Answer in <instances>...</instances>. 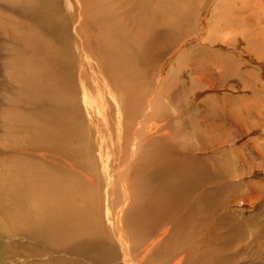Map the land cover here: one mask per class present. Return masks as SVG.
Here are the masks:
<instances>
[{
	"label": "bare ground",
	"instance_id": "bare-ground-1",
	"mask_svg": "<svg viewBox=\"0 0 264 264\" xmlns=\"http://www.w3.org/2000/svg\"><path fill=\"white\" fill-rule=\"evenodd\" d=\"M70 1L71 0H10V2H1L0 0V27L6 32V37H3L2 43L10 41L11 38L9 39V34H12L15 37V40L16 38L19 39L20 32L18 33L17 31H14L15 24H12V20L15 22L19 20V18H22L23 20L24 18H27L28 21V18H30L37 20L40 24L43 23L44 25L45 23L49 27V22L51 20L49 19L50 21L48 22L47 15L45 16L44 11L52 10L58 13L60 16L59 21L62 22H58L62 24V27L59 25L61 27L59 37L62 38L63 45L57 41L59 43V48L58 46L57 48L58 51L62 48V52L64 54L62 58H58L59 60L62 59L61 62L58 61V63L60 67L66 71L58 77L59 83L61 84L60 87L63 90H68L70 92L66 98L63 97V93L59 96V98L58 96H56L55 99L52 98L53 93H51V91L49 92L51 85L47 83L48 86L47 84L45 86V83L49 81V75H52L50 71L45 74L46 77L40 81L36 80V77L40 72L30 71L28 75H23L21 81L19 82L20 90L23 92V94L21 93L22 96L18 93L21 96L20 100L18 99V102L20 101L19 107L22 109L21 111L29 114V117L27 119L17 115L16 118L20 117L22 119L20 120L14 118V120H17V123H12L11 126H8V130L6 132L18 131V134L16 135V133H13L15 134L13 139H7V137H5L3 144H0V157L7 154V158L1 164H12V166L8 167L6 171H4L5 167H3V169H1L3 174H0V218H2V221L4 220V222L7 218L11 223L7 228H1L0 233L1 236L6 239L4 247H8L9 251L15 255V260H12L13 262L11 264H50L52 262L60 264H147L148 258H155L156 251L160 252V254H162V258L164 259V253L167 251L168 247H170V250L173 252L172 256L169 260H163L162 264H225L226 261H232V264H235L237 261L238 264L239 261L236 258L234 260L233 257L222 258L219 254H217L218 251L212 254L214 250L217 249L216 245L219 244L218 237L215 238L214 235L215 230L217 229V224H210L209 220L205 218L199 227H195L193 224L194 221L187 216H185V219L181 218L182 216L178 219L174 218L173 214L166 213V211L171 209L173 206L164 204V202L167 203L166 200L168 198L166 197L168 196L169 200L172 201L175 198V195L173 194L176 193L173 190H176L177 187H179V184H175V182L179 183L178 179L175 181L173 180L174 182L170 179L173 177L171 173L178 168V162L176 163V160L172 157L169 159L168 154V156H163L160 150V146L166 147L169 142L176 139L174 136L173 139H168V137H172V133L170 132L172 131V127L175 126L172 124L171 131L169 132L170 129L167 124L170 126L171 120L173 121L172 117H166L164 119L167 124L165 121L162 122V120L159 122L157 121V123L154 122L155 117L152 114H156V109H158L159 103L157 105L154 103L153 99H150L146 107L148 109L147 113L143 114V118L138 121V118L144 108L143 101H141L143 97H140L141 100H138L139 98H137L136 95V105L133 104L134 106L131 110L132 112H130L129 115H132L130 118L131 120L128 118V122L126 120L127 118L124 117L125 113L122 104L127 101L125 100L124 102H121L122 100L117 94L118 92L119 94L121 93L119 91L121 88L119 87H122V82L120 85L116 81L120 80L125 81L126 83L134 81V79H132L134 76L129 74L131 73V67L129 68L130 63L127 56V45L129 44L125 34V29L128 24V20L126 22V18L129 17L128 10L132 9L133 11H137V15L138 13L141 14V24L145 21L147 16L149 17L152 14V12L153 14L149 18L150 21H154L155 18L156 20H159L160 15L157 16L158 9H156L159 8L157 7V1L160 6L159 0H74L76 5H73L74 8L71 10L69 9L71 6ZM217 1L224 2V0ZM225 1H227L229 5L223 7V10H221L218 5H214L212 15L214 16L217 14V18L215 17V19L218 20L219 17L220 20L222 18V11L225 13L230 12L228 18L224 19L225 22H229L230 26H232V32H230V35H240L237 36L240 37V39L237 38L239 42L242 40L241 37L246 39H248L250 35L255 37L252 38L251 36V38L246 41L247 46L245 49H239V51L237 50L232 52L234 54L233 56H240L242 52L244 53L249 50L250 44L251 46H256V48L254 47L255 49L253 48L254 52L251 53L253 55L255 54L257 60H263L264 31L257 32V34L261 33V35L258 36L254 33V28L256 29L257 27L255 22L257 20L261 22L260 19L264 18L263 15L260 19L253 17L254 12L251 13L249 11L255 7L251 6L254 3L251 4V2L247 0H242L240 5H237V0ZM200 4L202 6V3ZM222 4L219 5L223 6L224 4ZM260 7L264 11V6L260 5ZM255 10L257 11L256 8H254V11ZM258 11H260V9ZM43 15L47 19L44 18ZM241 15H243V17H241ZM253 18L257 19L255 22H250ZM222 19L220 20L221 22ZM9 20H11L10 24L13 26L9 24ZM217 20H215V22ZM24 21L26 22V20ZM140 22L138 23L140 24ZM225 22L224 24H227V22ZM26 23L24 25H26ZM216 23L214 28L208 29V33L206 32L207 34L212 33L214 36L210 38L205 37L206 39L203 38L209 46L208 50L213 49V45L208 43L209 41L215 42L217 39L215 44L222 41V39L219 38V35L215 34L217 32L215 29H222L224 24L222 23L221 27L220 25L216 26ZM252 23H255L256 25H254V28L250 25ZM150 25L147 24L145 27L149 28ZM153 25L155 27V24ZM47 26L45 31L48 29ZM113 26L116 27L114 28ZM27 27H30V25ZM54 28L59 27L57 25V27ZM260 28L261 27L259 26V29ZM227 31H229V29ZM22 32L23 29L21 33ZM52 36H54V33ZM222 36L220 37L223 38ZM229 38L230 37L224 38V41L226 42ZM152 40H155V38H152ZM232 42L233 39L231 38L229 43ZM221 43L224 44V42ZM121 44L125 46L124 53L121 52ZM258 44H260V47L257 46ZM199 48L203 49L200 46ZM229 51L230 54H232V50L230 49ZM249 53L250 52H248V55ZM5 55L8 59L9 54L5 53ZM5 55L3 54L4 58ZM236 58L230 59L229 57V59H225L227 60V63L223 59L224 65L220 63L219 66L224 67L227 64H229V66L242 64V62ZM247 65L248 64H246V66ZM205 69L206 68H204V70ZM69 74L72 75L69 76ZM218 76L219 74L216 77ZM53 78L56 77L53 76ZM117 78L119 80H116ZM53 81L55 80L53 79ZM35 83H39V87L45 88L44 96L35 92ZM133 83H135V81ZM209 83H211L210 88H214V81L212 80ZM15 84H17L16 81ZM129 84H131V89L130 87V90L126 88L127 91L129 90L128 93L125 91L128 95L129 93L135 92V86H133L134 84L128 83V85ZM197 87L201 88L200 85ZM240 89L242 90V88ZM140 91L144 92L142 90H137V93ZM262 92L264 93V90H262ZM262 92L261 90L255 88V92L253 93L263 95ZM126 93L124 95L125 97L127 96ZM156 93L157 91L153 93L152 98H155ZM124 96L123 94L121 95L122 99L125 98ZM108 98L111 100H107ZM126 98L131 99V96ZM135 98L131 99L132 102H134L133 100ZM129 103H131V101ZM4 105L8 106L6 103H2L0 106ZM66 105L69 108H67L68 110L65 109ZM112 105L115 107L117 112V114L116 112L114 113L116 114L115 121L112 120ZM231 105L234 106V104ZM40 106H42V109L39 108ZM244 106L248 107L247 105ZM39 109L44 117L40 118L42 119V125L36 121L30 120V115L35 118L34 116L37 115L36 112ZM56 110H61L60 112L63 110L68 112L70 110L71 115L68 119V116L66 117V112L63 111L62 114H64L65 119L62 121V126H58V132L54 134L52 130L54 117L57 123H59V119L55 116V112H57ZM127 112L129 113V111ZM53 113L55 115H53ZM151 115L153 116L152 118L150 117ZM213 115H215V113ZM148 116L149 119H147ZM60 117L61 116L58 118ZM124 118L127 121L126 124L124 123ZM67 119L69 121H67ZM66 121L68 123V127L66 126ZM224 123L227 122L225 121ZM228 124L231 125V123ZM235 125L237 124L235 123ZM113 129L116 131L115 135L118 134V137L116 136V140H112L111 138V135L113 136ZM22 131L28 132V135L26 134L24 139L21 138L23 135ZM33 131L34 133H32ZM129 138L131 140L128 141L129 145L127 147L126 139L128 140ZM165 138L168 139L169 142ZM160 140H165L167 144L165 145ZM151 141L155 142V147L152 146L150 143ZM226 141L222 144H225ZM171 143L173 144V142ZM211 143L208 145L206 142V145L210 146ZM148 144L151 145L149 146L150 154L146 151L149 155L145 156L144 151L147 149L146 145ZM259 145L260 144H258V147ZM166 148L171 150L170 148L172 147L169 146ZM162 151L164 150L162 149ZM219 153L221 154L220 151ZM157 155L162 156L163 158H157ZM171 155L175 157L173 151ZM24 156H41L42 161H45L46 165L38 168L31 161L23 162L22 158ZM165 156H167L168 159H164ZM182 163L184 162L182 161ZM99 168L101 169L102 174L108 178V182L102 192V195L97 198L93 197L94 193H97L98 188L91 187V189H89L92 196L90 214L93 215L91 218L94 221L89 222V220L87 221L86 219V216H88V209L85 205L86 197H89V195H87L88 192L86 193L87 190L81 180L88 179L91 182V186L95 185L99 181ZM136 169H139L140 172H136V174H134ZM185 170L187 171V168ZM173 174L181 177V173H177V171ZM184 174L188 173L184 172ZM144 179L150 180L151 184L144 186ZM118 183H120V192L117 189ZM135 185H137V188ZM184 187L187 188V186ZM166 189L169 192L167 194H165ZM214 191L212 190L213 194ZM199 194L202 193L200 192ZM81 197L82 203H79L80 208H78L76 200H79ZM5 200H10V203H7ZM202 200L203 199H201V201ZM171 201L169 203H171ZM102 206H104L103 213L101 212ZM179 206L182 208L181 211L185 213V205L182 204ZM161 208L163 209L162 212L160 211ZM219 208L221 209V207ZM158 211L163 214L160 220H157ZM150 215L153 216L152 220H150ZM225 221V223L228 222L227 219ZM151 235L154 236L153 239H151ZM258 235L261 236V234ZM258 235L256 234V236ZM12 236L14 237L12 238ZM136 236H138L137 239ZM180 236H183L184 239L181 240L179 238ZM213 236L215 241H213L214 238L212 239ZM220 239L223 241L221 237ZM253 244V240H246V249H244L246 250L245 253L249 254L250 252H254V250L250 249L251 245L252 247L254 246ZM224 248L225 245L221 246L219 249L222 250ZM260 253L262 252L260 251ZM13 255H11V257ZM247 258L250 257L248 256ZM250 262H252V260ZM250 262L243 263L250 264Z\"/></svg>",
	"mask_w": 264,
	"mask_h": 264
},
{
	"label": "rangeland",
	"instance_id": "rangeland-1",
	"mask_svg": "<svg viewBox=\"0 0 264 264\" xmlns=\"http://www.w3.org/2000/svg\"><path fill=\"white\" fill-rule=\"evenodd\" d=\"M6 1L10 2V0H1V2H6ZM241 1L242 0L240 1L237 0V5H240ZM247 1L251 2V4L254 3L251 6H255L254 8H256L257 11L260 9V11H258L259 14L256 10L254 11V8L251 9L253 11L251 10L249 11L251 13L254 12L253 17H257L258 19H260V17L262 18V15L264 17V11L260 7V5L264 6V2H263L264 0H247ZM159 2H160V6L158 5V1H157V7L159 8H156L158 9L157 16L160 15L159 20L158 19L156 20L155 18L154 21H150L149 18L152 16L153 14L152 12V14L149 17L147 16L145 21L141 24L140 22L141 14L138 13L137 15L136 14L137 11H133L132 9L128 10L129 17L126 18V22L128 20V24L125 29L126 32L125 34L129 44L127 45L128 46L127 56H128V61L130 63L129 68L131 67L130 68L131 73L129 74L131 76L132 75L134 76L132 79H134L135 83H133L134 81L133 82L130 81L126 83L125 81H120L118 78L116 80L119 81L116 82H118V84L122 82L121 84L123 88L120 86L119 88L121 89H119V91L121 92L120 93L121 95L123 94V96L125 95L126 92L128 93L129 90L131 89L130 87L131 84L128 85V83L134 84L133 86H135L136 93L137 90L144 91V92L140 91L137 94L135 92L129 93V95L126 93L127 95L126 97L131 96V99L135 98L136 95L137 98H139L138 100H141V98L143 97L141 101H143L144 109L141 112L138 121L143 118L142 116L143 114L147 113L148 109L146 107L150 99H153L154 103L157 105L159 103L158 109H156V114L155 115L154 113L152 114L155 117L154 122L157 123V121L159 122L160 120L164 122L165 121L164 119L166 117L167 118L172 117L174 121L173 123V121L171 120L170 126L165 121L168 128L170 129L169 132L171 131L172 124L175 125L172 127V131L170 132L172 133L171 134L172 137H168V139L169 138L173 139V136L174 138H176L173 139L174 141L173 140L171 141L173 142V144L169 142V140L166 138L165 139L169 142L170 145L169 144L166 145L167 143L165 140H160L166 145V147L169 146L172 147L170 149L175 154V157L171 155L172 151L169 150V148H166L165 146H160L161 154H163V156L168 154L169 156L168 155L167 156L169 157V159L170 157L174 158L176 160V163L178 162L179 164V165L177 164L178 168H176L175 171H177V173H181V177L176 176V174H173L175 171L171 173L173 177L170 176L171 177L170 179H172V182L178 179L179 183L175 182V184H179V187H177L176 189L177 191L173 190L176 193L173 194L175 195L174 196L175 198L172 201L169 200L168 196L166 197L168 198L167 200L165 198L167 202V203L164 202L165 205L166 204L169 206L173 205L171 209H168L166 211V213L173 214L174 218H178V219L181 216H182L181 218L185 219V216H187L188 218H191L194 221L193 224L195 227H199V225L203 223V220L205 218L209 220L210 224H215V225L217 224L216 225L217 229L215 230L214 235L215 238L218 237L219 239L218 241L220 245L219 244L216 245L218 250L213 248L215 250L212 254L218 251L217 254H219L222 258L233 257V260L236 258L239 262H241V263L238 262V264H245L243 262L249 263L251 260L252 262H250V264H264V231H263L264 230V203H263L264 202V117H263L264 93L262 92V90H264V59L257 60L255 54L254 55L252 54L254 52L253 48L254 47L256 48V46H251L249 44V50L245 51L244 53L242 52L241 55L243 56L237 55L240 58L236 56L242 62V64L230 65V66L229 64H227L224 67L219 66L220 63L224 65L223 59L224 60L229 59V57L230 59H235L236 57L233 56L234 54L232 52L237 50L239 51V49L240 50L245 49V47L247 46L246 41L250 39L252 36L249 34L250 36L248 37V39L241 37L243 41L241 40V42H239L237 38L240 39V37L237 36L240 35L237 36L230 35V32H232V26H230V23L227 21H226L227 24H224L225 22L224 19L228 18L230 12L228 13H225L223 11L221 12L222 13L221 17L223 18V19L221 18L222 22L220 21L221 19L219 20V17L218 20L215 19V17L217 18V14L214 16L212 15V11L214 10L215 4L218 5V7L221 10H223L224 9L223 7L229 5L227 1L224 0V2L223 1L219 2L217 0H159ZM200 3H202L203 7L201 6ZM70 4L71 6L69 7V9L71 10L74 8L73 5H76V3L74 0H71ZM219 4L220 5L222 4L223 6H220ZM44 14L45 16L47 15L48 19L44 17V15L43 17L46 18L48 22L51 20L49 22L50 25L49 27L45 23L44 26L43 23L40 24L37 20H33L30 18H28V21L27 18L26 19L24 18V20H26L27 23L22 18H19V20L15 22L12 20V24L13 25L15 24L14 31H17L18 33L20 32L19 39L16 38L15 40L14 39L15 37L12 34H9V39L10 38L11 39L6 43H2L3 37H6L5 35L6 32L0 27V82L4 84L2 85L0 83V87H1L0 105L2 103L8 104V106L6 105L0 106V144H3L5 137H7V139H11V138L13 139L15 135L13 133H16V135L18 134L17 130H16L17 132L15 131L6 132L8 130L7 128L8 126H11L12 123H17V120H14V118L20 120L22 119L20 117L16 118L17 115L27 119L29 117V114H26V112L21 111L22 109L19 107L20 101L18 102V99L20 100V97L22 96L21 93L23 94V92H21L20 90V84H19L23 75H28L30 71L40 72L39 75L36 77V80L40 81L43 80L46 77L45 74L49 73L50 71L52 75L51 74L49 75V81L45 83V86L47 83L51 85L50 86L51 89L49 90V92L51 91V93H53L52 98L55 99L56 96H58L59 98V96L62 95V93H63V97L66 98L70 93L68 90H63L60 87L61 84L59 83V77H60L59 75L63 74V72H66L64 71V69L60 67L58 63V61L61 62L62 60V59L59 60L58 58L60 57L62 58V56H64L62 52L63 49L61 47H60L61 49H59L58 51L59 48L58 42H60L61 45H63L62 38L59 37V33L62 27V24L58 23L61 22L59 21L60 16L56 11H52V10L44 11ZM257 14L259 15V17ZM241 17H243V15H241ZM213 18L217 20L216 22L220 21L219 23L221 24L216 23ZM257 18H253L254 20L252 19L250 20V22L252 21L255 22ZM20 20L23 22H21ZM260 20L261 22H259V20L255 22L257 25L256 27L257 30L254 28L256 26L255 23L250 24L254 28L255 34H257V32L264 31V27H263L264 18ZM10 22L11 20H9V24ZM138 22H140V24ZM25 23L26 25H24ZM55 23L58 25L59 28H54L57 27ZM215 23L217 24L216 26L218 25L221 26L223 23L226 28L223 26L222 29L219 28H218L219 30L215 29V31H217L215 34H218L219 38L222 39V41H220L217 44H215L217 42V39L215 40V42L209 41L208 43H211L213 45L212 46L213 49L208 50L209 46L208 44H206V41L204 39H206L205 37L210 38L214 36V34L212 33L211 34H207V33H208V29H212L215 27ZM147 24L150 25L151 27L149 26V28H146L145 26H147ZM153 24H155V27ZM3 25H7V24H3ZM28 25H30V27H27ZM32 25L34 26V28ZM37 25L38 27L41 28H38ZM59 25H61V27ZM258 25L261 27L260 29ZM46 26L49 29V30L47 29V31H45ZM113 27L115 28L116 26ZM22 29H23L22 32L23 34L21 33ZM57 29L60 30L58 31ZM228 29L229 31H227ZM53 33L54 36H52ZM258 35H261V33L257 34V36ZM220 36H222L223 38H221ZM227 37L230 38L225 42L224 38ZM253 37L254 36H252V38ZM152 38H155V40H152ZM231 38L233 39V42L229 43ZM221 42H224V44ZM198 45L203 49L199 48ZM257 46L260 47V44H258ZM122 47H121V52L124 53L125 46L122 45ZM200 49L205 51H201ZM230 49L232 50L231 51L232 54H230L229 51ZM52 50L55 52H53ZM196 50L197 51L199 50L198 51L199 53ZM248 52H250L249 53L250 56L248 55ZM2 53L4 55L5 53L9 54L8 56L9 60L7 59L6 55L4 58ZM225 62L227 63V60H225ZM246 64H248L247 65L248 67L246 66ZM204 68L206 69L204 70ZM243 68L245 69V72ZM247 73L249 74V76ZM218 74L219 76L216 77ZM71 75L72 74H69V76ZM53 76L56 77L57 79L53 78ZM52 78L55 81H53ZM196 78L197 81L199 80L198 82L196 81ZM212 80L214 81L215 86H213L214 88L211 89L210 88L211 83L209 82H211ZM15 81L17 84H15ZM173 83L175 84V86ZM199 85L201 86V88L197 87ZM126 88L129 90L127 91ZM240 88H242L244 92ZM255 88L261 90L263 95L254 94L253 92H255ZM34 90L37 94L41 96L45 95V88L39 87V83L34 84ZM156 91L157 93L155 98L157 96L158 97L155 99L152 97H153V93ZM117 94L122 100L121 102H124L125 100L127 101L126 103L124 102L122 104L125 113L124 117L127 118L126 120L129 122L132 116L129 115L130 112H132L131 110L133 106L136 105L135 101L137 98H135L133 100L134 102H132L130 98L127 99L125 96L124 97L126 99L125 98L122 99L119 92ZM80 96H81V92H80ZM233 99H235L236 101ZM107 100L110 101L111 99L108 98ZM128 101L129 102L131 101V103H129ZM13 103L16 105H14ZM231 104H234L236 109ZM244 105H247L248 107ZM13 106L15 109L13 108ZM39 108L42 109V106H40ZM67 108L68 106L66 105L65 109L68 110L69 108L68 109ZM40 109L37 110L36 112L37 115L34 116L35 118H33V116L30 115L31 116L30 120L36 121L42 125V119L40 118H44V117ZM61 110L58 111L56 110L57 111L55 112L56 115L53 113V115L57 116L56 118L59 119V123H57L54 117V122L52 124V130L54 134L58 132V126H62V121L63 119H65L64 114L62 113L63 111L64 112L66 111L63 110L62 112H60ZM126 110L129 111V113ZM115 112L116 109L113 106V115H112L113 121L116 120L117 112L116 114H114ZM213 112L215 113V115H213L214 114ZM70 115L71 112L69 110L68 112H66V117L68 116L67 118L69 119ZM152 115L150 116L151 118L153 117ZM59 116L61 117L58 118ZM125 118H124V123L126 124L127 121L125 120ZM68 119L67 121H69ZM147 119H149V116ZM67 121H66V126L68 127ZM223 121L224 122L226 121L227 123H224ZM233 122H235L237 125H235V123ZM228 123H231V125H229ZM113 132H112L113 136L111 135V138L112 140H116L118 134L115 135L116 132L115 130ZM22 133L23 135L21 136V138L24 139L26 137V134L28 135V132L22 131ZM32 133H34V131ZM10 134L12 137L10 136ZM212 139L215 141H213ZM130 140H131L130 138L128 140L126 139L127 147L129 145L128 141ZM225 141L226 143L222 144ZM206 142L208 145L211 143V145L210 146L206 145ZM150 143L152 144L153 147H155L156 145L155 142L151 141ZM258 144H260L259 147ZM149 146L151 145L150 144L146 145L147 149L144 151L145 156L150 154ZM162 149L164 151H162ZM157 150H158V146H157ZM146 151H148L149 154H147ZM219 151L221 152V154L219 153ZM167 156H165L164 159L167 158ZM160 157L163 158L162 156H158L157 158ZM6 158H7V154L2 155L0 157L1 175L3 174L1 170L3 169V167H5L4 171H6L8 167L12 166V164L10 163L1 164L2 162H4ZM22 161L23 162L31 161L38 168L42 167L43 165H46V162L42 161L41 156H37V157L24 156L22 158ZM182 161L184 163H182ZM240 165L243 166L244 168L241 167ZM186 168L187 171L185 170ZM98 172H99V181L95 185L91 186V182L88 179L81 180V182L85 186V189L87 190L86 193L88 192L87 195H89V197L88 196L86 197V202H85V205L88 209V216H86V219L87 221L89 220V222H94L93 219L91 218L93 217V215L90 214V206L92 205V198H91L92 196L89 189H91V187L98 188L97 193L96 194L94 193V197H93V198H97L98 196L102 195V192L105 189L108 182V178H106L102 174L100 168L98 169ZM136 172H140L139 169H136L134 174H136ZM184 172L188 174H184ZM189 173L191 176L189 175ZM143 184L144 186H146L148 184H151V181L148 179H144ZM184 186H187V188ZM135 187L137 188V185H135ZM117 189L120 192L121 190L120 183L117 184ZM212 190L213 191L215 190L214 194ZM165 191H166L165 194L169 193L167 189ZM198 191H200L202 194H199L200 192ZM198 195H199V200H198ZM201 199L203 200L201 201ZM5 201L7 203H10V200H5ZM76 201L78 203V208H80V204L82 203V197ZM170 201L171 203H169ZM181 203L185 205V210H186L185 213L181 211L182 208L179 206L182 205ZM219 207H221V209ZM163 209L161 208V210L160 209L159 210L162 212ZM103 211H104V206H102L101 212L103 213ZM161 212L158 211L157 220H160V218L162 217L163 214ZM152 219L153 216L150 215V220ZM226 219L228 221L227 223H225ZM10 224L11 223L7 218L5 222L4 220L2 221V218H0V230L1 228H7ZM256 234L257 235L261 234V236L260 235L256 236ZM13 237L14 236H12V238ZM137 237L138 236H136V239ZM150 237L151 239L154 238V236L152 235ZM220 237L223 239L224 242L220 239ZM179 238L181 240L184 239L183 236H180ZM213 238L214 236L212 237V239ZM215 238L213 241H215ZM248 239L253 240L254 241L253 245L255 246L254 248V246L252 247L251 245L250 249L254 250V252L252 253L250 252L249 254L245 253L246 250H244L246 249L245 244H246V240ZM5 241L6 239H4L0 233V264H8V263L11 264L13 262L12 260H15L14 259L15 255H13L11 251H9L8 247H4ZM223 245H225V248L220 250L219 248ZM260 251L262 253H260ZM172 253H173L172 250H170V247H168L167 251L164 253L165 258L163 259L162 254L156 251L155 258L154 259L148 258L147 264H162L163 260L166 261L171 258ZM11 255H13L12 256L13 258L11 257ZM248 256L250 258H247ZM253 256L255 257V259ZM244 257L247 259H245ZM50 264H60V263L52 262ZM225 264H232V261H226ZM235 264H237V261Z\"/></svg>",
	"mask_w": 264,
	"mask_h": 264
}]
</instances>
